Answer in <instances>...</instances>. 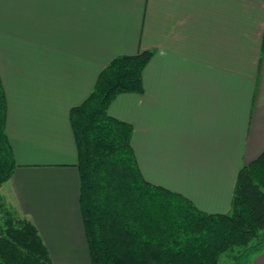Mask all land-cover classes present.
<instances>
[{"label":"crops","instance_id":"obj_1","mask_svg":"<svg viewBox=\"0 0 264 264\" xmlns=\"http://www.w3.org/2000/svg\"><path fill=\"white\" fill-rule=\"evenodd\" d=\"M142 52L152 54L142 92L116 96L107 113L131 127L147 182L228 214L239 169L264 152V0H0L16 164L0 195L53 264H90L69 112L112 60Z\"/></svg>","mask_w":264,"mask_h":264},{"label":"trees","instance_id":"obj_2","mask_svg":"<svg viewBox=\"0 0 264 264\" xmlns=\"http://www.w3.org/2000/svg\"><path fill=\"white\" fill-rule=\"evenodd\" d=\"M152 54L120 56L69 112L79 173V207L90 264H252L264 252V152L236 176L228 214H207L147 182L130 146L131 127L108 115L120 94L142 92ZM0 81V188L16 164L5 134ZM0 264H53L36 229L0 198Z\"/></svg>","mask_w":264,"mask_h":264},{"label":"rangeland","instance_id":"obj_3","mask_svg":"<svg viewBox=\"0 0 264 264\" xmlns=\"http://www.w3.org/2000/svg\"><path fill=\"white\" fill-rule=\"evenodd\" d=\"M2 188V187H1ZM0 188V189H1ZM0 198L2 199V201L7 205L6 201L1 197L0 195ZM8 206V205H7ZM11 207L12 209H14L12 206H9ZM218 264H232L231 261L229 260V257L227 254H224V255H221L220 258H219V261H218Z\"/></svg>","mask_w":264,"mask_h":264}]
</instances>
